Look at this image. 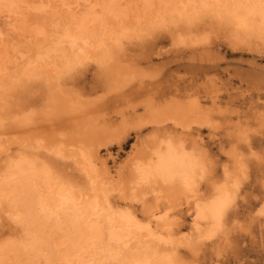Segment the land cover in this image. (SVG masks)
<instances>
[{"label":"bare ground","instance_id":"obj_1","mask_svg":"<svg viewBox=\"0 0 264 264\" xmlns=\"http://www.w3.org/2000/svg\"><path fill=\"white\" fill-rule=\"evenodd\" d=\"M260 3L261 0H0V12L7 18L9 30L24 44L9 45L11 42L7 43L6 33L0 28V92L9 83L23 80L56 83L63 73L80 64L105 62L115 48L150 29L176 23L193 26L204 17L228 27L236 36L264 38ZM43 19L47 22L40 21ZM192 101L195 100L189 102ZM177 104H170L172 110L167 115L150 109L148 115L152 113V117L148 122L156 131L166 129L170 122L173 131L178 126L185 133L192 129L193 122L210 120L206 114L194 118L186 114L198 109L195 102ZM53 109L44 107L41 115L23 112L22 117L6 125L0 120V151L8 140L18 145L14 152L5 150L7 154L0 163V208L15 229L12 236L0 239V264H183L180 253L178 259L173 256L177 253L175 240L190 232H175L168 227L166 210L158 213L155 208L146 217L133 206L114 200L112 190L117 186L110 187L111 182L108 185L103 179L102 169L107 166L102 159L96 160L98 149L87 133L90 122L82 124L87 136L82 131L77 135L73 130H61L59 117L65 112L59 111L60 107L51 113ZM74 109V114L84 111L78 106L69 108ZM49 120L51 123L42 126ZM166 132L150 137L145 149L135 151L123 182L130 183L126 197L138 201L146 188L155 187L161 188L160 192L172 189L174 196L177 191L186 193L184 200L191 209L190 230L198 240L209 239L222 227V216L235 194L236 179L230 184L226 175L217 178L209 182L211 186L203 196H195L197 175L207 170L206 158L195 150L193 142H188L187 135ZM69 162L77 171L75 175L63 170ZM154 196L159 197L156 193Z\"/></svg>","mask_w":264,"mask_h":264},{"label":"rangeland","instance_id":"obj_2","mask_svg":"<svg viewBox=\"0 0 264 264\" xmlns=\"http://www.w3.org/2000/svg\"><path fill=\"white\" fill-rule=\"evenodd\" d=\"M2 14L0 12V28L6 33L7 43L24 45L21 38L9 30L7 18ZM40 21L47 22V19ZM200 21L189 25L192 29L176 23L177 26L170 24L147 30L149 32L129 43L124 42L123 47L115 48L117 50L109 55L111 59L108 57L105 62L103 59V64L96 60L80 64L69 74L63 73L56 83L52 81L45 85L24 80L18 84L9 83L11 86H5L6 89L0 92V120L6 125L10 120L22 117L23 112L41 115L44 107L54 108L51 113L61 107L59 111L65 112L59 117L61 130H73L77 135L82 131L83 136H87L83 126L90 122L87 133L98 149L96 160L102 159L107 166L102 169L103 179L106 178L108 185L112 184L110 187L117 186L112 190L114 200L133 206L141 213L139 215L146 217L156 211L155 208L158 213L166 210L168 227L175 232H190L184 237L186 240H175L178 243L174 245L175 259L179 257L181 262L184 259L183 264L216 261L220 264H264V38L236 36L228 27H219L218 22L206 17ZM177 30L182 31L181 34ZM139 84L142 85L139 87ZM188 100H195L192 101L195 104L198 101V109L186 114L191 113L193 118L206 114L209 123L193 122L192 129L182 133L178 126L173 131L170 122L169 127L157 131L153 123L148 122L152 115H148L150 109L153 113L156 109V112L164 111L161 115H167L176 102L177 105H189L192 102ZM144 102H151V105ZM73 106L84 111L74 114L76 109L69 110ZM70 115L71 118L67 117ZM166 131L187 135L188 142H193L195 150L206 158L207 170L201 176L197 175L195 196H203L211 186L209 182L217 178L226 175L231 179L228 180L230 184L236 179L235 194L222 216V227L209 239L198 240L194 230H190L191 209L184 200L186 193L184 196L177 191L174 196L172 189L163 188L160 192L161 188L155 187V190L151 186L154 190L144 188V197L138 201L126 197L130 183L123 182L135 151L145 149L150 137L155 134L158 137ZM16 144L8 140L1 147L0 163L8 152H14ZM70 163L63 170L75 175L77 171ZM168 192L170 195H166ZM155 193L159 196L156 199ZM14 230L7 222L5 210L0 208V239L12 236Z\"/></svg>","mask_w":264,"mask_h":264},{"label":"snow or ice","instance_id":"obj_3","mask_svg":"<svg viewBox=\"0 0 264 264\" xmlns=\"http://www.w3.org/2000/svg\"><path fill=\"white\" fill-rule=\"evenodd\" d=\"M205 7H208V5H205ZM260 9H261V16L264 17V0H261L260 3ZM47 121L44 122V124L42 126H46L47 125Z\"/></svg>","mask_w":264,"mask_h":264}]
</instances>
